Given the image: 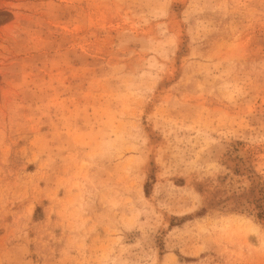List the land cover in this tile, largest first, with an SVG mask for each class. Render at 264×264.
I'll use <instances>...</instances> for the list:
<instances>
[{
  "label": "rangeland",
  "instance_id": "rangeland-1",
  "mask_svg": "<svg viewBox=\"0 0 264 264\" xmlns=\"http://www.w3.org/2000/svg\"><path fill=\"white\" fill-rule=\"evenodd\" d=\"M0 264H264V0H0Z\"/></svg>",
  "mask_w": 264,
  "mask_h": 264
},
{
  "label": "bare ground",
  "instance_id": "bare-ground-1",
  "mask_svg": "<svg viewBox=\"0 0 264 264\" xmlns=\"http://www.w3.org/2000/svg\"><path fill=\"white\" fill-rule=\"evenodd\" d=\"M239 149H242V147L239 148ZM243 151H244V149H243ZM241 153H242V152H241ZM244 153H245V152H244ZM244 153H243V154H244ZM243 154H242V155H243ZM239 155H241V154H239ZM242 155H241V156H242ZM247 203H248V202H247ZM245 204H246V203H245ZM249 205H250V204H247V206H249ZM251 208H252V207H251ZM251 208H249V209H251ZM251 210H252V209H251Z\"/></svg>",
  "mask_w": 264,
  "mask_h": 264
}]
</instances>
